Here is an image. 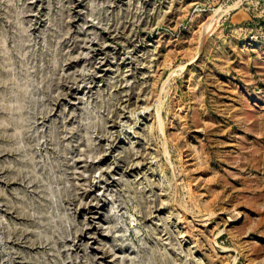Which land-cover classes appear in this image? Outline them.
Here are the masks:
<instances>
[{"label": "rangeland", "instance_id": "obj_1", "mask_svg": "<svg viewBox=\"0 0 264 264\" xmlns=\"http://www.w3.org/2000/svg\"><path fill=\"white\" fill-rule=\"evenodd\" d=\"M0 264H264V0H0Z\"/></svg>", "mask_w": 264, "mask_h": 264}]
</instances>
